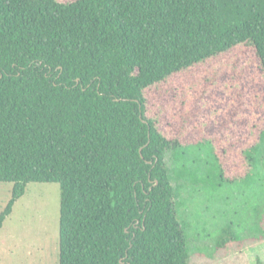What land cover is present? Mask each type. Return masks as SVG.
Wrapping results in <instances>:
<instances>
[{"label": "trees", "instance_id": "16d2710c", "mask_svg": "<svg viewBox=\"0 0 264 264\" xmlns=\"http://www.w3.org/2000/svg\"><path fill=\"white\" fill-rule=\"evenodd\" d=\"M250 50L264 78V0H0V228L29 182H58L59 264H190L166 153L214 146L194 109ZM159 88L176 135L150 112ZM249 133L215 153L221 181L264 164Z\"/></svg>", "mask_w": 264, "mask_h": 264}, {"label": "rangeland", "instance_id": "374dc122", "mask_svg": "<svg viewBox=\"0 0 264 264\" xmlns=\"http://www.w3.org/2000/svg\"><path fill=\"white\" fill-rule=\"evenodd\" d=\"M168 90L148 93L150 112L165 132L176 135L179 131L171 121L179 110L177 94ZM194 116L214 146H188L178 158L166 153L190 264H264V164L254 166L248 180L221 181L215 157L231 143H246L249 132L264 126V78L254 50L198 102ZM186 166L203 180L195 184L181 177ZM225 169L229 174L227 164ZM12 188L13 183L0 182V212ZM60 194L58 182L27 184L0 228V264H59Z\"/></svg>", "mask_w": 264, "mask_h": 264}, {"label": "water", "instance_id": "95a60500", "mask_svg": "<svg viewBox=\"0 0 264 264\" xmlns=\"http://www.w3.org/2000/svg\"><path fill=\"white\" fill-rule=\"evenodd\" d=\"M156 183H157V181H156Z\"/></svg>", "mask_w": 264, "mask_h": 264}]
</instances>
